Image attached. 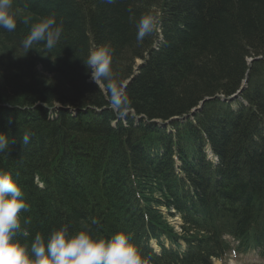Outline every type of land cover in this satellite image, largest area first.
I'll use <instances>...</instances> for the list:
<instances>
[{
  "label": "trees",
  "instance_id": "16d2710c",
  "mask_svg": "<svg viewBox=\"0 0 264 264\" xmlns=\"http://www.w3.org/2000/svg\"><path fill=\"white\" fill-rule=\"evenodd\" d=\"M15 7L63 22L54 49L36 44L37 66L60 81L12 70L4 86L0 73V132L10 140L0 171L29 204L22 214L29 236L18 234L20 243L66 224L105 239L125 231L148 264H210L230 249L227 233L240 239L238 250L264 255V0H16ZM145 14L158 27L137 43L135 20ZM29 31L20 22L0 29V72L18 66L15 48L25 51ZM98 47L110 50L122 96L91 79L83 61ZM248 73L241 100L215 97L236 93ZM210 97L194 116L171 120ZM161 206L181 213L182 237ZM183 238V255L150 246Z\"/></svg>",
  "mask_w": 264,
  "mask_h": 264
},
{
  "label": "clouds",
  "instance_id": "9594fccd",
  "mask_svg": "<svg viewBox=\"0 0 264 264\" xmlns=\"http://www.w3.org/2000/svg\"><path fill=\"white\" fill-rule=\"evenodd\" d=\"M115 4L117 0H105ZM16 0H0V29L12 32L17 23L30 25V31L22 40V47L31 50L34 44L43 42L47 50H52L59 43L63 34V22L57 21L54 14L40 16L32 22L31 16H21L15 7ZM136 41L142 43L158 27V20L145 14L135 20ZM90 71L91 79L114 96H122L123 87L112 69L110 50L98 47L90 51L83 61ZM31 133L22 134L23 144H28ZM10 149L9 137L0 132V153ZM29 210L24 191L14 177L0 171V264H148V260L132 241L130 234L118 231L110 238L94 236L90 231L70 232L68 225L54 229L46 238L36 234L28 244L20 243L16 237L29 236L22 225L30 224L22 214ZM93 225L99 220L92 218Z\"/></svg>",
  "mask_w": 264,
  "mask_h": 264
},
{
  "label": "rangeland",
  "instance_id": "374dc122",
  "mask_svg": "<svg viewBox=\"0 0 264 264\" xmlns=\"http://www.w3.org/2000/svg\"><path fill=\"white\" fill-rule=\"evenodd\" d=\"M36 20L37 19H35V18L32 17V22H35ZM13 43L15 44L16 42H13ZM15 49L18 51V56H19L18 57V61H19L18 62V66L13 67V66L10 65L9 67L6 66V68H3L2 72H0V73H2L3 75L6 74V79L5 80L3 79L1 84H3L4 86H7V85L11 86V79L8 78V76L11 75L10 73H11L12 70H16V71H18V73H20V72L23 73V76H24L23 78H27L30 75H36V76L38 75L39 78L42 77L43 79L48 80V81H52V80L55 81V82L56 81H60L58 78L54 77L53 75L51 76L46 71L45 65L40 64V65L37 66V60H36V58H38L37 53L39 52L40 49L37 48V45L36 44L33 45V47H32L31 50H27V49H24L22 47V49L25 50L24 52L20 51V49H19L18 46ZM17 51L14 52V53L17 54ZM31 57L34 58L33 59L34 60L33 66L31 65L32 67L29 66V64H28V63H31L32 64V61L33 60H32ZM139 62L140 61H137L138 64H139ZM20 79H22V78H20ZM175 118L176 117L172 118L171 120H174ZM166 124H168L167 121H166L165 125ZM36 181L38 183H40L39 180H36ZM158 197L161 198V195L156 196V198H158ZM161 211L165 212L166 209L164 208ZM172 223L173 222H171V220H169V224H172ZM247 264H249V262Z\"/></svg>",
  "mask_w": 264,
  "mask_h": 264
},
{
  "label": "bare ground",
  "instance_id": "6f19581e",
  "mask_svg": "<svg viewBox=\"0 0 264 264\" xmlns=\"http://www.w3.org/2000/svg\"><path fill=\"white\" fill-rule=\"evenodd\" d=\"M249 73L247 74V77L243 80V83H242V87L236 92V93H233V95H230V96H218L216 95L215 97H218L220 99H224L225 102L229 103L230 105H233L234 102L236 101H239L242 99L241 97V94L243 93V91L245 90V88H247L248 86V81H249ZM206 149H209V147H206ZM218 161V160H217ZM15 170H18V169H15ZM179 188H185V184L183 183H180L178 185ZM186 189V188H185ZM188 191V189H186Z\"/></svg>",
  "mask_w": 264,
  "mask_h": 264
},
{
  "label": "water",
  "instance_id": "95a60500",
  "mask_svg": "<svg viewBox=\"0 0 264 264\" xmlns=\"http://www.w3.org/2000/svg\"><path fill=\"white\" fill-rule=\"evenodd\" d=\"M208 100H210V98H207V99L201 101L200 104H199V106H198V109L201 108V106H202L206 101H208ZM196 111H197V108L194 109V110L192 111V113H195ZM186 116H187V115H186Z\"/></svg>",
  "mask_w": 264,
  "mask_h": 264
}]
</instances>
